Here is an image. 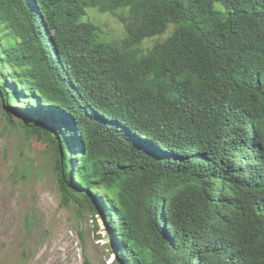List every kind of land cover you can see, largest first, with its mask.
<instances>
[{"label":"trees","instance_id":"16d2710c","mask_svg":"<svg viewBox=\"0 0 264 264\" xmlns=\"http://www.w3.org/2000/svg\"><path fill=\"white\" fill-rule=\"evenodd\" d=\"M0 101L118 264H264V0H0Z\"/></svg>","mask_w":264,"mask_h":264},{"label":"rangeland","instance_id":"374dc122","mask_svg":"<svg viewBox=\"0 0 264 264\" xmlns=\"http://www.w3.org/2000/svg\"><path fill=\"white\" fill-rule=\"evenodd\" d=\"M100 24L107 31L114 26L106 35L109 41L123 39V28L114 20ZM28 105L23 101L18 109L28 111ZM3 108L0 101V264H118L102 216L79 214L74 205L65 204L57 181V152L26 137L17 118L13 130ZM44 110L51 113L49 107ZM26 173L27 182L21 178Z\"/></svg>","mask_w":264,"mask_h":264},{"label":"clouds","instance_id":"9594fccd","mask_svg":"<svg viewBox=\"0 0 264 264\" xmlns=\"http://www.w3.org/2000/svg\"><path fill=\"white\" fill-rule=\"evenodd\" d=\"M161 37V36H160ZM160 37H157L156 39H154L153 41H155V40H157V39H159ZM153 41L151 42V44H155V43H153Z\"/></svg>","mask_w":264,"mask_h":264}]
</instances>
